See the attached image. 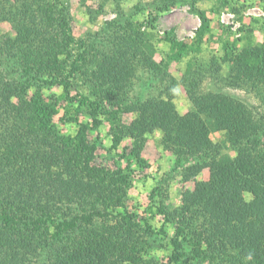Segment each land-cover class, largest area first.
<instances>
[{"label":"trees","instance_id":"trees-1","mask_svg":"<svg viewBox=\"0 0 264 264\" xmlns=\"http://www.w3.org/2000/svg\"><path fill=\"white\" fill-rule=\"evenodd\" d=\"M219 3L220 8L231 6V0ZM157 6L165 11L169 4ZM5 9L12 23L21 25L24 37L0 50L6 52L0 58V264H264V115L236 96L198 89L204 71L201 53L212 32L206 11L195 7L201 25L190 42L179 40L173 30L158 39L141 30L144 23L133 26L127 21L130 33L107 34L119 43L100 61L99 54L94 60L86 49L73 50L84 49L86 43L73 34L65 0H0V18ZM156 19L150 11L145 23L153 27ZM46 22L55 35L43 29ZM121 22L117 18L108 24L119 29ZM103 31L99 38L104 40ZM242 40L246 42L239 47ZM51 41L55 50H69L67 64L52 66L41 53H48L45 45ZM160 41L170 48L164 66L152 58ZM221 47L210 59L213 73H224L225 83L254 92L264 102V42L240 36L223 40ZM186 57L182 75L193 103L187 113L179 111L172 92L145 100L129 96L137 61H147L151 72L167 76L170 63ZM90 63H95L92 71L86 66ZM51 73L62 93L45 97L41 86L53 83ZM24 77L42 82L35 83L38 88L31 97ZM62 101L78 102L91 111V124H81L74 137L61 134L54 122ZM108 102L126 103V109L137 113L131 129L136 140L160 129L163 146L179 161L192 157L189 179L199 166H210V178L186 189L179 208L170 211L164 199L158 204L152 197V214L176 221L168 263L152 255L156 229L125 205L126 180L91 163L95 147L87 139L88 128L99 129L104 114L113 132H122L119 112L109 109ZM212 130H223L237 152L221 154L220 144L210 138ZM134 151L140 156L138 148ZM165 227L159 231L165 234Z\"/></svg>","mask_w":264,"mask_h":264},{"label":"rangeland","instance_id":"rangeland-1","mask_svg":"<svg viewBox=\"0 0 264 264\" xmlns=\"http://www.w3.org/2000/svg\"><path fill=\"white\" fill-rule=\"evenodd\" d=\"M194 1L193 3L190 0L186 2H179V0H65L69 9L73 34L77 39H83L86 43L84 49L82 47L76 49L73 46V50L78 52L86 49L94 60L96 59L95 54H99L101 61L105 54L113 52L115 45L119 43L117 41L118 38L109 40L106 37L107 34L110 36L118 35L117 31H129L128 33H130L132 28L130 25L138 26L137 21L144 23L141 27L142 31H150L158 39L164 37L168 30H173L179 40L190 42L195 37L197 28L201 25V19L195 10V7L199 8L206 11L212 20V32L207 34L209 40L204 44V49L201 53L203 60L201 59L200 62L203 63L204 71L199 81L196 82L198 89L204 93L214 92L223 93L227 96H236L242 99L256 114L264 115V102L254 92L225 83L224 73L221 75L213 73V66L210 62L213 55L222 52L223 40H234V38L243 36V38L251 37L256 44L264 42V0H231V6L228 8H220L219 0ZM164 2H167L169 7L165 11L158 10L157 5ZM231 7H235L236 11L232 10ZM219 9L221 10L219 11ZM7 11L5 9L0 18V50H3L6 44L9 46L15 42L17 45L15 38L24 37L23 34L19 33L21 25L15 26L10 19L12 15L5 14ZM150 11L157 15L153 27H148L145 23ZM132 15H137V18L134 19ZM117 18L122 20L119 29L113 28L108 24ZM127 21H129L130 25L126 23ZM43 29L47 33L54 32L52 35L56 34L55 29L51 31L48 22L44 23ZM101 29L106 34L104 40L99 38ZM127 37L124 35V38ZM244 42L246 41H240L239 47H243ZM45 46L50 48L47 50L48 53H41H44V56H46L52 66L61 61H64L65 64L70 61L68 49L57 48L55 50L52 41L46 43ZM154 49L153 61L155 64L164 66L170 51L169 45L164 41H160L155 45ZM147 51L148 55L152 54L148 49ZM5 53L0 52V58ZM90 62L94 61L90 60ZM145 63L141 64L137 61L135 64L136 69L135 75L132 77V89L130 88L131 90L129 91V96L133 100L137 97L145 100L163 95L167 96L168 92H172L175 94L174 101L181 113H187L193 108V103L187 91L188 87L185 85L188 81L183 80L182 75L188 65V57L184 58L180 63H170L168 67L169 75L167 76H157L158 73L151 72L145 66ZM94 65L95 63H90L86 66L92 71L95 68ZM67 69H70V67ZM34 71H36V68L31 70V73ZM3 72L6 73L4 70ZM50 75L49 79L53 83L49 87L47 84L44 87L41 86V90L45 97L48 95L59 96L62 93V86L57 84L55 75L53 76L52 73ZM22 82L26 83L23 85L29 91V97L33 95V90L35 91L38 88V84L42 83L41 80H36L32 77H24ZM36 82L39 83L35 84ZM188 85L190 86V84ZM61 103L62 105L58 107L59 112L54 118V122L57 123V128L61 134L74 137L78 134L81 124L87 126L91 124V111L85 106L79 107L80 103L78 102L68 103L62 101ZM106 104L109 109L118 110V118H120V126L123 133L121 132L117 135L115 131L113 132V125L104 114L101 116L103 123L99 129L92 130L88 128L87 139L95 147V158L91 163L105 167L109 172L126 180L125 192L127 201L125 205L139 219H148L152 227L156 229L158 243L152 250V255L162 263H168V255L171 253L169 241L176 230V221L170 223L164 219L163 215L152 214L153 212L149 210V207L153 204L152 197L158 204L164 199L170 211L179 208L182 205L183 192L186 189L193 190L198 181L210 178V166H199L201 170L198 174L192 175L189 179L187 169L193 164L192 157L187 155L179 161L172 150L163 146L160 129L147 133L142 139L136 140L138 138H135L131 133V129L135 124L137 113L126 109L125 106L127 104L123 102L120 103V106H112L110 102ZM117 136H120L121 141L115 149L113 144ZM210 138L214 143L220 144L221 154L234 155L237 152V147L232 146L223 130H212ZM137 141L139 143H136ZM134 148L139 149L140 156L135 154ZM195 217L193 216V218ZM164 224H166L165 234L159 231Z\"/></svg>","mask_w":264,"mask_h":264}]
</instances>
